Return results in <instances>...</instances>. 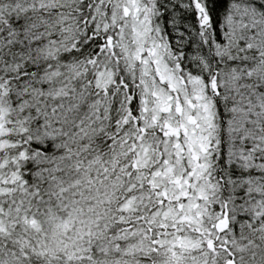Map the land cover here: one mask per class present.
Here are the masks:
<instances>
[{"label": "snow or ice", "instance_id": "1", "mask_svg": "<svg viewBox=\"0 0 264 264\" xmlns=\"http://www.w3.org/2000/svg\"><path fill=\"white\" fill-rule=\"evenodd\" d=\"M0 264H264V0H0Z\"/></svg>", "mask_w": 264, "mask_h": 264}]
</instances>
